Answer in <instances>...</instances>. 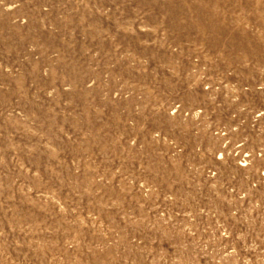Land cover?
Returning <instances> with one entry per match:
<instances>
[{
  "label": "rangeland",
  "instance_id": "rangeland-1",
  "mask_svg": "<svg viewBox=\"0 0 264 264\" xmlns=\"http://www.w3.org/2000/svg\"><path fill=\"white\" fill-rule=\"evenodd\" d=\"M0 264H264V0H0Z\"/></svg>",
  "mask_w": 264,
  "mask_h": 264
}]
</instances>
